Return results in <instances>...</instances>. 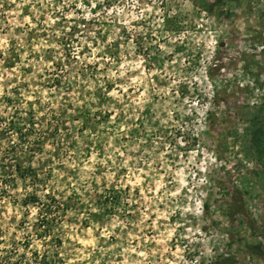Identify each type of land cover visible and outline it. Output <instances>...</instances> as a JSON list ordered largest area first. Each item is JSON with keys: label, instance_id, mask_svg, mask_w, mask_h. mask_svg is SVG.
<instances>
[{"label": "rangeland", "instance_id": "1", "mask_svg": "<svg viewBox=\"0 0 264 264\" xmlns=\"http://www.w3.org/2000/svg\"><path fill=\"white\" fill-rule=\"evenodd\" d=\"M262 139L264 0H0V264H264Z\"/></svg>", "mask_w": 264, "mask_h": 264}, {"label": "trees", "instance_id": "2", "mask_svg": "<svg viewBox=\"0 0 264 264\" xmlns=\"http://www.w3.org/2000/svg\"><path fill=\"white\" fill-rule=\"evenodd\" d=\"M261 142L263 143L264 139H262ZM18 166H19V164H18ZM24 171L26 173L28 171V169H24ZM103 191L104 192H101L99 194V195H101V196H99V201H100L99 204H101V205L106 204V206H107V203H109L110 205H112V203H114V201L118 200V198H119L118 191H120L119 189L112 188V189H106ZM233 200H234L233 204H230L228 207V209L230 210V214L231 215L232 214L233 215L242 214V212H241L242 211L241 210L242 199L239 198V199H233ZM117 202H119V200ZM29 203H39L38 197L33 195V194L26 195L24 197V199H22L21 204L23 206L24 205L26 206ZM42 206H45V208H49L50 210H52V212L59 211V208H60V210L62 209V212H64L65 210H67L69 208L74 209L73 205L66 203V201H59V200H56L54 198H50L49 202L47 204H42ZM91 214L95 215V213H91ZM53 221H54V217L51 218V221L45 220L46 225H44V229L47 230L49 233L51 232L50 231L51 223L54 225ZM230 229L233 230L234 227L232 225H230ZM234 230H233V232H235ZM52 237L55 239L58 238L53 234H52ZM248 248L251 249L252 252H254L257 255H259L260 257H262L264 260V247L261 248L260 244H257V245L254 244L253 246L248 247Z\"/></svg>", "mask_w": 264, "mask_h": 264}]
</instances>
